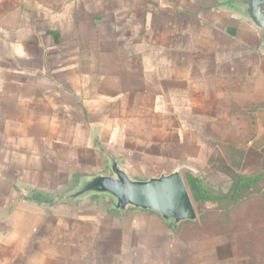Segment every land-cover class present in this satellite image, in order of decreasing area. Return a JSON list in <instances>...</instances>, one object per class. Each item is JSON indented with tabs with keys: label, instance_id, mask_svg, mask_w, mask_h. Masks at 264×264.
Listing matches in <instances>:
<instances>
[{
	"label": "crops",
	"instance_id": "0c3cea01",
	"mask_svg": "<svg viewBox=\"0 0 264 264\" xmlns=\"http://www.w3.org/2000/svg\"><path fill=\"white\" fill-rule=\"evenodd\" d=\"M233 1L0 0V264H209L154 213L51 203L108 155L264 169V31Z\"/></svg>",
	"mask_w": 264,
	"mask_h": 264
},
{
	"label": "water",
	"instance_id": "95a60500",
	"mask_svg": "<svg viewBox=\"0 0 264 264\" xmlns=\"http://www.w3.org/2000/svg\"><path fill=\"white\" fill-rule=\"evenodd\" d=\"M233 7L241 17L264 31V0H234ZM108 162L110 174L82 176L71 190L51 204L73 206L98 197L111 210L122 214L130 209L151 212L173 228L197 220L194 202L181 173L138 180L119 160L108 155Z\"/></svg>",
	"mask_w": 264,
	"mask_h": 264
},
{
	"label": "rangeland",
	"instance_id": "374dc122",
	"mask_svg": "<svg viewBox=\"0 0 264 264\" xmlns=\"http://www.w3.org/2000/svg\"><path fill=\"white\" fill-rule=\"evenodd\" d=\"M198 172L213 193L229 187L230 182L225 178L206 173L202 168ZM254 194L250 196L252 200L263 198ZM230 206L226 211L216 202L194 204L197 220L174 228L166 224L169 240L176 246L199 250L203 254L199 258L209 264H264V206Z\"/></svg>",
	"mask_w": 264,
	"mask_h": 264
},
{
	"label": "trees",
	"instance_id": "16d2710c",
	"mask_svg": "<svg viewBox=\"0 0 264 264\" xmlns=\"http://www.w3.org/2000/svg\"><path fill=\"white\" fill-rule=\"evenodd\" d=\"M239 163V160H230L227 158L226 160L213 158L209 160V164L212 168L225 172L230 177L229 187L226 191L220 189L218 192L213 193L201 177L192 174H185L184 180L194 204L203 205L216 202L220 205V209L226 211H229L227 207H231L230 205L237 208L241 205L251 207L254 204H263L264 186L262 185L264 184V169L251 175H241L237 173ZM252 193L257 194V197L259 196L263 198L252 200L250 197ZM248 202H250V204H247ZM213 217L217 218L219 215Z\"/></svg>",
	"mask_w": 264,
	"mask_h": 264
}]
</instances>
